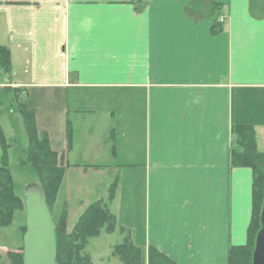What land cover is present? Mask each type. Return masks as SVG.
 <instances>
[{
  "label": "crops",
  "instance_id": "1",
  "mask_svg": "<svg viewBox=\"0 0 264 264\" xmlns=\"http://www.w3.org/2000/svg\"><path fill=\"white\" fill-rule=\"evenodd\" d=\"M0 46L12 65L1 68L0 92L28 101L44 91L66 108L69 150L66 128L40 130L34 110L66 163L57 217L74 201L78 219L93 203L79 182L109 172L114 197L108 186L98 200L118 225L131 229L120 221L142 197L137 245L177 264H228L229 248L248 243L253 171L231 164L232 128L252 126L264 152V0H0ZM9 227L0 264L22 246Z\"/></svg>",
  "mask_w": 264,
  "mask_h": 264
},
{
  "label": "trees",
  "instance_id": "2",
  "mask_svg": "<svg viewBox=\"0 0 264 264\" xmlns=\"http://www.w3.org/2000/svg\"><path fill=\"white\" fill-rule=\"evenodd\" d=\"M144 7V6H143ZM142 7V8H143ZM223 29L218 19L213 25V32ZM10 51L0 46V67L4 73L11 72ZM14 101L18 105L27 145L18 157V165L35 170L38 183L42 186L49 208L55 204L66 163L64 154L53 150L47 132H39L35 111L24 103L19 93L15 92ZM1 104V103H0ZM234 137L231 151V164L235 167H249L253 171V215L249 227V240L243 246H231L228 251V264H252L255 238L261 229L260 213L264 196V152L256 145L254 128L250 125H234ZM72 128L66 126L67 149L72 144ZM0 127V228L10 226L18 212L25 211V199L16 193L14 179L10 170L9 149L11 144ZM117 181L109 188L108 201L115 194ZM68 215L64 208L54 218L56 225L57 264H94L86 249L90 240L101 235L102 231L111 234L118 228L117 218L106 202L98 200L90 204L80 215L71 231L68 230ZM120 230H123L119 227ZM22 236L26 225L21 228ZM113 255L123 264H177L157 249L148 245H137L131 236L125 237L122 243L113 248ZM12 264H23V246L20 252L10 253Z\"/></svg>",
  "mask_w": 264,
  "mask_h": 264
},
{
  "label": "rangeland",
  "instance_id": "3",
  "mask_svg": "<svg viewBox=\"0 0 264 264\" xmlns=\"http://www.w3.org/2000/svg\"><path fill=\"white\" fill-rule=\"evenodd\" d=\"M1 67H0V74H1ZM3 80V79H2ZM19 95H21V92H18ZM14 93L13 92H0V99L2 103L0 104V127L3 129L6 135V139L8 143L11 144V147L9 149L8 157L10 162V170L13 175L14 179V185L16 189V193L23 197L26 195V188L29 185L35 184L38 181L37 174L35 173V170L33 168L29 167H21L18 165V157L21 155L22 150L27 145V137L24 131V126L22 123L21 116L19 114L18 105L16 102L13 101ZM48 97L44 91H33L31 98L28 101H24L28 105L29 108H33V110H36L38 112V118H39V129L45 130L46 128H50L53 133L63 131L62 136L64 137L66 124L64 126V122L66 121V112L63 113V111H66V108L61 109L62 105V99L54 98L53 103L50 101V97L45 100L44 98ZM65 105V104H63ZM51 117H49L50 113ZM53 117V121L51 118ZM53 122V125L51 123ZM60 124H63V130L60 129ZM46 132V131H45ZM48 134V133H47ZM55 137H59V135H54ZM55 148H59L56 145V142L53 143ZM54 150V149H53ZM123 174V172H122ZM113 174L109 172H104L102 174L100 173H91L89 177L84 181H80L79 185L82 184L86 188L83 189L81 192L83 196H86L88 200L91 202H95L98 199L106 198L108 197V186H110L111 182L113 181ZM116 176V174H114ZM89 188H91V191H89ZM140 191V188H138ZM121 194L123 195L122 204L125 206V204L129 200V196L125 197V189L122 187ZM138 191V192H139ZM138 194V193H137ZM141 194V192H140ZM106 200V199H104ZM75 202H71V206L69 207V214H68V221L67 225L69 230L72 229L74 226L77 217L76 214L72 211V204ZM132 204H134V207L131 206L134 209V214L132 219L130 218L129 222H126L125 219L122 217L121 224H124L125 226L130 227L131 229L127 228L124 231L120 230V228L116 229L113 233L108 234L106 232H102V235L98 239H93L91 242V246L88 247L87 251L89 253L95 252L93 248H96V251H99V246L96 244H99L101 246L100 253L98 254V257H95L98 264H123L118 257L111 256V251L114 248L115 245H118L123 242L125 237L130 235L132 238L135 236L136 233L140 236L143 233V201L142 197L139 195L135 196L133 194ZM18 212L15 220L11 224V226L8 228V230L14 231V235L18 237V240L20 244H23V236L22 232H18V227H23L26 225V212L19 214ZM124 214V213H123ZM131 215V213H130ZM54 216H56V213H54ZM123 216V215H122ZM132 221V223H131ZM126 222V223H125ZM99 256L102 257V260L99 259Z\"/></svg>",
  "mask_w": 264,
  "mask_h": 264
},
{
  "label": "water",
  "instance_id": "4",
  "mask_svg": "<svg viewBox=\"0 0 264 264\" xmlns=\"http://www.w3.org/2000/svg\"><path fill=\"white\" fill-rule=\"evenodd\" d=\"M26 232L23 264H57L56 225L43 188L35 183L26 188ZM261 229L256 235L252 264H264V196Z\"/></svg>",
  "mask_w": 264,
  "mask_h": 264
}]
</instances>
